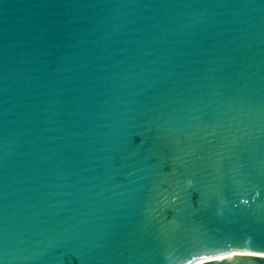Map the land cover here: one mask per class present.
Here are the masks:
<instances>
[{
	"label": "water",
	"instance_id": "water-1",
	"mask_svg": "<svg viewBox=\"0 0 264 264\" xmlns=\"http://www.w3.org/2000/svg\"><path fill=\"white\" fill-rule=\"evenodd\" d=\"M232 246L264 250V0H0V264H264Z\"/></svg>",
	"mask_w": 264,
	"mask_h": 264
},
{
	"label": "bare ground",
	"instance_id": "bare-ground-1",
	"mask_svg": "<svg viewBox=\"0 0 264 264\" xmlns=\"http://www.w3.org/2000/svg\"><path fill=\"white\" fill-rule=\"evenodd\" d=\"M230 248H232L233 250H235L237 252H245L247 254H258V255L264 256V250H260V249H256V248H247V247H242V246H240V247L239 246H234V247L232 246ZM224 250L225 249L221 248V247L211 248L209 250L198 253L196 256H200V254L202 255V254H209V253H212V254L218 256V255L223 254ZM179 264H189V263H188V261H185V262H182Z\"/></svg>",
	"mask_w": 264,
	"mask_h": 264
}]
</instances>
